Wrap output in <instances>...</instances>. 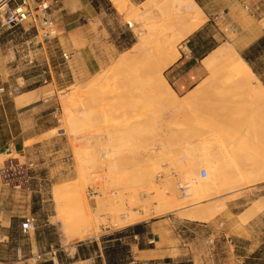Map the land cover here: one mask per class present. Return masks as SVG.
Wrapping results in <instances>:
<instances>
[{
    "label": "rangeland",
    "instance_id": "rangeland-1",
    "mask_svg": "<svg viewBox=\"0 0 264 264\" xmlns=\"http://www.w3.org/2000/svg\"><path fill=\"white\" fill-rule=\"evenodd\" d=\"M42 2L55 19L54 33L44 37L40 23L27 30L24 42L27 32L22 27L9 48L15 74L29 79L40 74L39 81L26 87L45 85L40 101L25 108L31 110L27 125L41 117L39 126L52 129L40 149L14 154L34 162L28 190L0 181V210L16 215L10 227L13 241H7V229L0 224V264H44L54 257L51 246L60 263L80 261L73 258L74 248L83 258L94 253L97 242L104 244L103 238L112 234L109 230L116 233L138 222L163 219L180 224V253L154 264H245L258 250L264 257V212L257 214L263 206L248 210L264 197V180L244 185L236 180L237 170L255 166L258 156L264 158V146L255 136L258 127L264 133L259 122L264 106L255 99L258 94L264 99V55L259 54L264 43L259 39L249 53L240 52L257 34L251 12L232 0H207V10L230 5V13L210 19L204 14L200 28L182 39L171 38L155 60L146 57L142 44L159 41L165 20L196 14L189 0H125L124 11L112 0H99L91 12L76 6L78 0H68V7H62V0H35L38 13ZM260 22L264 24V15ZM6 37L1 41L7 43ZM231 45L257 76L230 78L204 66L213 49ZM175 52L177 59L159 70ZM21 89L14 85L8 96ZM17 111L11 101L0 103V118L5 113L17 117ZM244 135L257 141L253 160L238 154L230 162L222 148ZM6 157L0 155V160ZM202 169L206 177L200 175ZM187 170L192 171V184L184 176ZM261 173H251L249 179ZM165 182L175 187L176 195ZM83 199L100 233L71 239L69 216L86 210L69 209ZM228 200H235L233 210L226 209ZM184 211L197 216L192 219ZM129 214L137 222L129 224ZM26 218L35 221L30 233L21 230ZM94 264L101 262L96 258Z\"/></svg>",
    "mask_w": 264,
    "mask_h": 264
},
{
    "label": "crops",
    "instance_id": "crops-1",
    "mask_svg": "<svg viewBox=\"0 0 264 264\" xmlns=\"http://www.w3.org/2000/svg\"><path fill=\"white\" fill-rule=\"evenodd\" d=\"M62 1V7L70 6L68 0ZM189 1L192 3L193 7L196 9L197 12L201 11L203 15H207L209 19L210 16L219 17L230 13L227 10V7H229L230 5H217L207 10V8L209 7V2H207V0ZM17 3L18 0H0V5L6 4L9 7ZM231 4H236L240 7L244 6L247 10L251 12V20L253 21V23H255L254 29L257 34L248 44H245L240 47V52L249 53V51L251 50V45L257 42V40L264 38V24H261L260 22V18L264 15V0H232ZM75 5L78 7L89 8L88 11L91 12L92 9H95V7L99 5V0H78ZM40 23V19H38L35 22L31 21L29 23L27 22L23 25H17L13 27L0 26V35L1 33L5 32L6 35H4V37L7 36L6 38L8 40L7 43L4 41L2 42L1 38L4 37L0 36V87H4V91L0 92V103L5 102L8 104L9 101H11L13 103L14 109L18 110L17 117L9 118L8 115L5 113V118H0V155H14L15 153H18L20 151L26 153L29 152L31 154L32 151L34 152L37 149H40L41 146H43V142L47 140L45 138V135L52 129V127L39 126L38 120L41 117H36L35 123L27 125V117L30 116L29 112H31V110L25 108L40 101L41 98H38V96L41 94L45 85L41 84L37 88L26 87L27 85H31V83L35 81H39L40 78H37V76H39L40 74L33 76L32 79H29L24 75L15 74L17 67H15L16 63L12 62L13 58H11V49L9 48V45H11V41L13 40L18 29H21L22 27L26 29L27 37L24 42H27V38L30 35V32H28L27 30L31 27L38 26L37 24ZM12 46L14 47L12 49L16 54L15 47L17 46V44ZM214 50H216V48L213 49V51ZM236 52L249 64L255 76H257L255 71L253 70V66L251 65V63H249V61H247L237 51V49ZM5 53H7L8 55L6 56ZM259 54L264 55V50H262V54ZM18 63L20 64V60ZM14 85H16V88L23 89H21L18 94L8 96L9 91ZM6 89L8 90L7 95L4 94V96L2 97L1 94L4 93ZM37 127H40L39 130L36 129ZM12 128H15V130ZM30 140H34V142L28 144ZM262 198L260 197L255 199V202L248 210L252 209L253 207L255 208V205L257 204L258 206H263L262 210L257 213L258 216L263 213L264 197ZM234 202L235 200H228L226 202V209L233 210V207H235ZM15 217L16 215L13 213L7 216L5 210H0V224H2L7 229V235H5L7 241H13V229H10V227H12L14 224L13 222L16 221L15 219H13ZM139 223L142 224V232L137 234H129L122 237H116L114 230H109L112 233L110 235L114 237L106 239L108 244H102L98 240V250H95L94 253L91 252L90 255L84 258L80 257L79 248H74L73 258L77 256L80 258V261L75 260L67 264H94L96 262V258L97 260H100L101 264H107L104 249L107 246H114L116 243H118V241H121V243H127L129 245V249L127 250V254L125 255V261H121L124 262L122 264H134V262L144 260H151L156 263L157 259L171 257V255L175 252L180 253L179 240L182 236V229H179L180 224L178 222H174L171 219L167 222L165 219H163L161 221L151 220L145 222H138L136 224ZM224 234V238H226L227 242H230L231 239L228 238V233ZM50 260L53 261V264H62L60 263L57 256L51 257Z\"/></svg>",
    "mask_w": 264,
    "mask_h": 264
},
{
    "label": "bare ground",
    "instance_id": "bare-ground-1",
    "mask_svg": "<svg viewBox=\"0 0 264 264\" xmlns=\"http://www.w3.org/2000/svg\"><path fill=\"white\" fill-rule=\"evenodd\" d=\"M112 1L121 10L124 11V9H126L125 0H112ZM204 17L205 16L203 15V13L201 11H198L194 15H191V14L180 15V16H175V17H172V18L165 20L160 25L161 31H160V34H158V40L159 41L156 44L151 43V45L147 44L148 41H147V43L142 44V47L145 46L143 50L147 53L146 57L150 56L152 59L155 56V54L159 53V51L162 48V45H169L170 44L171 38H181L182 39V38L188 36L189 34H192L193 31L197 30L198 28H200L201 25L204 24V22H205ZM152 28H154V27H152ZM153 31H154V29H153ZM147 40H149V39H147ZM163 52H165V51H163ZM178 56H179V54L176 53V55L174 57L170 58L169 60L167 59V60H165V62L162 61L164 63L160 64L158 69L159 70L163 69V67L167 66L171 61L176 60ZM162 57H163V55H162ZM154 59H155V57H154ZM204 62H205L204 65L208 70H210V71H213V70L214 71H220L221 70L226 76H228L230 78L255 76V74L252 71L249 64L243 58L240 57V55L236 52V49L232 45L229 47H224V48L214 50L212 52V54H210L204 60ZM249 79H251V78H249ZM154 81H155V79H154ZM260 89L264 93V85L263 84H261ZM259 96H260L259 94L255 95V99H257V102L259 103L258 106L260 104L262 106H264V99L261 98L262 95H261V97H259ZM252 120H254V119H252ZM259 122L264 126V118L260 119ZM255 134H256L255 135L256 139L259 138L260 139L259 142H262V145L264 146V133H263L262 127H258V131ZM259 139H257V140H259ZM254 140H255V138L249 139L247 137V135H244L243 138H241V137H239V138L237 137L236 139L234 138L232 143L230 145H228V148L227 147L225 149L222 148L223 150L221 152L223 153L224 157H226L230 162L238 160V157H239L238 154L242 155V156L249 155L252 159L253 158L252 153H254L258 149L257 141H254ZM231 147H233V148H231ZM243 153H245V154H243ZM256 164L258 165L257 168H255ZM256 164L254 166L253 163H250L248 165V168L245 169L244 171L237 170L238 176L236 177V180L238 179L239 181L238 180L237 181L240 182L241 185L250 184L252 182L264 180V158L258 156ZM218 167H220V166H218ZM193 169H194V166H193ZM261 169L263 170V173L259 174V177L256 176L257 178H255L253 176L254 177L253 179H251V178L249 179V175L251 173L259 172ZM185 173L186 174L184 176L187 179V182L193 183L194 178L191 176L192 171L187 170ZM164 187L166 189H169L173 193V195H176L175 194L176 193L175 187H173V185L170 186L169 182H165ZM179 197L182 198V195H179ZM83 201L84 202H82V203L75 202V204H73V207L71 209H69V210H86L85 212L80 213L78 215V217H76V215L69 216L68 224L72 228V235H69L68 237L71 239L73 237V238H77L79 240H84V239H87L89 237L98 236L100 233V228L98 226H96L94 222H92L93 219L91 220V216H90L89 211H88V210H90L88 204L86 203V201L84 199H83ZM182 214L188 215L187 217H190L192 219H195L197 216V214H195V212H192V211H188V212L184 211ZM125 219H126V221L130 222L129 224L137 222L136 221L137 218L134 216H130V214L127 216L125 215Z\"/></svg>",
    "mask_w": 264,
    "mask_h": 264
},
{
    "label": "built area",
    "instance_id": "built-area-1",
    "mask_svg": "<svg viewBox=\"0 0 264 264\" xmlns=\"http://www.w3.org/2000/svg\"><path fill=\"white\" fill-rule=\"evenodd\" d=\"M35 0H20L13 6H7L6 4L0 5V26L1 27H13L17 25H23L24 23L37 21L40 19L41 26L44 29V37L51 36L55 31V19L47 15L48 4L42 2L40 8L41 13L35 11L33 3ZM7 6L2 11V8ZM36 28H38L36 26ZM264 75V74H263ZM46 81V80H45ZM4 91V87H0V92ZM61 121V118L58 119ZM3 155V154H2ZM34 162H26L21 160L18 156L8 155L4 160H0V181L7 185H12L14 188H25L28 190L31 184V180L35 177L31 173ZM202 177L207 176V170L202 169L200 172ZM21 230L24 233H30L35 230V221L31 218H26L21 223ZM50 253L56 257L57 250L51 246ZM134 264H154L151 260H144L134 262Z\"/></svg>",
    "mask_w": 264,
    "mask_h": 264
},
{
    "label": "trees",
    "instance_id": "trees-1",
    "mask_svg": "<svg viewBox=\"0 0 264 264\" xmlns=\"http://www.w3.org/2000/svg\"><path fill=\"white\" fill-rule=\"evenodd\" d=\"M261 41L264 43V38L261 39ZM141 226L142 224H133L126 228L123 231L116 232V237H122L129 234H137L141 233ZM114 236L110 235L107 238H103V241L105 243L106 239L113 238ZM106 244V243H105ZM126 249H129V246H126L125 244L121 243V241H118L114 246H107L104 249L106 261L107 264H122L125 261V253L124 251ZM262 250H258L252 255V257L245 260V264H264V257H261ZM122 258V260H121ZM168 261H170L168 259ZM44 264H53V261L49 260L45 262ZM183 264V263H180Z\"/></svg>",
    "mask_w": 264,
    "mask_h": 264
}]
</instances>
